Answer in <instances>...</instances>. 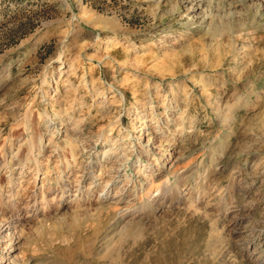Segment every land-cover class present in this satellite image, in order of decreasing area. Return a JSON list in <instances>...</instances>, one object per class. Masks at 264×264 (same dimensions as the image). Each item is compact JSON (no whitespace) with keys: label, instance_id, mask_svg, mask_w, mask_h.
<instances>
[{"label":"rangeland","instance_id":"rangeland-1","mask_svg":"<svg viewBox=\"0 0 264 264\" xmlns=\"http://www.w3.org/2000/svg\"><path fill=\"white\" fill-rule=\"evenodd\" d=\"M109 147L128 159L88 186ZM59 176L2 226L0 264H264V0H0L3 194ZM151 179L178 198L143 208Z\"/></svg>","mask_w":264,"mask_h":264},{"label":"bare ground","instance_id":"bare-ground-1","mask_svg":"<svg viewBox=\"0 0 264 264\" xmlns=\"http://www.w3.org/2000/svg\"><path fill=\"white\" fill-rule=\"evenodd\" d=\"M58 58H60V57H58ZM219 106H221V105H219ZM29 116L30 115L26 114L19 121L20 123L24 124V126L26 128L28 127L27 124H28V117ZM227 118L228 117H226L225 119L228 120L229 118L228 119ZM79 121H74V123L73 122H69L68 124L71 123L72 127L70 125H69V127H68V125H65L66 127H65V131H64L65 132L64 136L67 139L74 140L75 138H77V135H78L77 126H78ZM114 124H115V122L111 121L107 129L103 130V128H101L100 132L96 133V135H95L96 136L95 142L100 140V143H102V141L107 140L108 136H109L108 130L113 129L114 128L113 127ZM37 137H38V135H34V136H32L29 139V147L31 148V150H28L27 148H24L22 151H20V150L16 151V153L14 154L15 157H13V156H11L10 158L8 157V160L5 162V165H6L5 166V169H6L5 172H7V173H11L12 172L13 173V171L16 170V169H18V170L23 169V167H25V165L27 164V160L35 159L36 161H38V155L35 152L32 151L33 147L35 145H37V143H36ZM58 145L59 144L55 142L52 145V151L56 150L58 148ZM92 145H93L92 147H95L94 144H92ZM71 147H73L72 144H71ZM143 150H140L138 155L147 157V152L148 151L147 150L143 151ZM113 151H114L113 147H109L107 149H104L103 152L99 154V156H96V158H97L96 161L94 163H92V165H90V167H89L90 169L87 170L86 173H85L87 179H90V181L88 183V186L94 181L93 177H94V175H96V170H100V172H103L106 169L107 171L110 172V174L108 173L109 178L113 179L114 176H115L114 172H117L119 170L120 165L124 161H126L128 159V157H129L127 149L120 150L118 153H115V151L114 152ZM2 152H3V150H1V153ZM141 152H143V153H141ZM144 153H146V154H144ZM68 160H70V161H68ZM67 162H73L75 164L77 163L76 157L74 156V152H72V154H71V159L70 158L67 159ZM95 167L97 168L96 170L94 169ZM105 167H107V168H105ZM35 169H36V171H38L39 170V166L37 168L35 167ZM19 173H21V170L19 171ZM112 173H113V175H111ZM18 174L15 177H17ZM67 177H69V176H67ZM67 177L66 176L57 177L56 180L59 182V186L52 187L50 184L49 185L48 184L47 185L44 184V185H42L43 187L42 186L40 187V189L36 192L35 195L31 196L32 197V198H30L31 200H26L25 199V200H22V201H19L18 199H15V195H14L13 191L11 190V188H7L8 190L5 189L4 190L5 191V195H4L3 194L4 192L2 190L3 185L0 182V200H3V198H4V205H3V207H1L2 213H0V237H1V234H2V231H3L2 226L5 223L10 225V223H12V220H13L12 216L13 215H18L19 211H21V205H20L21 203L25 207H28L29 205H31V203H32V206H34V204L38 201L39 197L41 199H47V196L50 194L51 190L57 191L58 195H61V196L64 195L63 193L66 191V188L69 185V182L65 179ZM17 178H19V177H17ZM9 180H12V179L9 178ZM79 180H80V177L75 176L74 181L75 182H79ZM17 181H19V179L16 180V184H17ZM154 182H155V179H151V182H150L149 186L146 187L147 193L149 194V192L159 191L160 195L159 196H151L149 198L148 203L147 202H143L142 201V196H141L140 201L139 200L138 201L141 202L140 205L143 208H145V207L147 208V204L150 205V206H154V205L160 206L161 203H164V202H167L169 200H174L175 198H178L177 195L176 194L174 195L173 192L166 191V189H167L166 186H161V184L154 185ZM202 187L203 186H201V185L199 186V189H198L199 192H201ZM66 207H67L66 205H63L62 209L60 211H56V212H54V211H46L43 214V216L46 219L47 218L48 219L51 218L53 224L54 223L55 224H61V223L64 224L63 222H67L68 221L69 217L67 215H70V214H68V210H66ZM5 208H8V210L5 211L6 210ZM28 212H29V210H28ZM150 212H151V209L150 210L149 209L148 210H144L143 209L140 212H138L136 210H134V211L132 210L130 212V215L133 216L134 214H136V215H139L138 217L143 219V218L147 217L150 214ZM6 214H8V215H6ZM5 228H7V226ZM3 234H4V232H3Z\"/></svg>","mask_w":264,"mask_h":264}]
</instances>
